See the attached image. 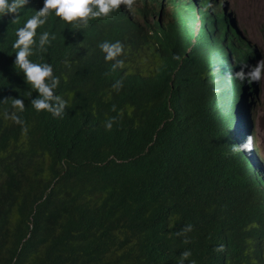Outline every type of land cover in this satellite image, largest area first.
Here are the masks:
<instances>
[{
	"label": "trees",
	"instance_id": "16d2710c",
	"mask_svg": "<svg viewBox=\"0 0 264 264\" xmlns=\"http://www.w3.org/2000/svg\"><path fill=\"white\" fill-rule=\"evenodd\" d=\"M51 29L61 39L72 27L54 18ZM9 49L0 101L30 87ZM87 87L61 81L62 118L20 97L21 125L5 118L11 100L0 103V264H178L185 250L184 264H264V222L240 230L255 190L197 155L189 119L170 137L157 129L163 115L148 120L130 100L139 108L124 107L108 130V118L85 106ZM187 225L185 244L176 233Z\"/></svg>",
	"mask_w": 264,
	"mask_h": 264
},
{
	"label": "clouds",
	"instance_id": "9594fccd",
	"mask_svg": "<svg viewBox=\"0 0 264 264\" xmlns=\"http://www.w3.org/2000/svg\"><path fill=\"white\" fill-rule=\"evenodd\" d=\"M182 2L0 0V56L9 46L11 65L30 85L16 87L19 98L0 103L11 100L14 111L5 118L21 125L24 99L37 112L62 118L68 101L57 94L61 81L71 79L89 86L80 91L85 106L99 110L98 119L108 118V130L124 107L139 108L130 100L141 104L138 113L148 120L163 115L157 129L170 137L175 121L185 128L189 119L197 155L255 190L240 223V230L250 231L264 222V155L254 126L264 46L240 25L232 0ZM54 18L72 27L65 38L51 29ZM191 231L187 225L176 235L188 244ZM191 255L185 250L178 264Z\"/></svg>",
	"mask_w": 264,
	"mask_h": 264
},
{
	"label": "rangeland",
	"instance_id": "374dc122",
	"mask_svg": "<svg viewBox=\"0 0 264 264\" xmlns=\"http://www.w3.org/2000/svg\"><path fill=\"white\" fill-rule=\"evenodd\" d=\"M238 21L248 35L264 46V0H232ZM255 138L264 155V80L260 82V97L254 111Z\"/></svg>",
	"mask_w": 264,
	"mask_h": 264
}]
</instances>
